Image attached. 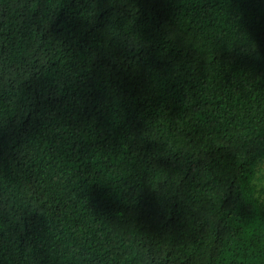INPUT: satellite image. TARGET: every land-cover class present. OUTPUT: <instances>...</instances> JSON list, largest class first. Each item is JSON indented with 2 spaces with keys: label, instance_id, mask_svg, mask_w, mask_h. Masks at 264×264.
Segmentation results:
<instances>
[{
  "label": "trees",
  "instance_id": "obj_1",
  "mask_svg": "<svg viewBox=\"0 0 264 264\" xmlns=\"http://www.w3.org/2000/svg\"><path fill=\"white\" fill-rule=\"evenodd\" d=\"M66 5L0 0V264H264V0H109L83 49Z\"/></svg>",
  "mask_w": 264,
  "mask_h": 264
},
{
  "label": "clouds",
  "instance_id": "obj_2",
  "mask_svg": "<svg viewBox=\"0 0 264 264\" xmlns=\"http://www.w3.org/2000/svg\"><path fill=\"white\" fill-rule=\"evenodd\" d=\"M82 2L83 0H67L66 5L68 9H76V11H72V14L76 16L80 24L79 30H81V33L87 36V39L83 41H81L80 36L78 47L81 49L87 47L91 43V38L94 35H99V31L102 30L104 28V25L107 23L106 17L109 16L111 12V9L108 7L109 0H90V3L95 5L94 9H92V11L94 12V16L92 18V22L90 23L88 19L81 18L78 14V10L81 7ZM26 3L33 15V22L36 24L37 31L41 27H44L46 25L47 31L49 32H55L58 34L64 32L65 25L70 18L69 12H62L60 16H54L51 20H49V14H46L44 12V8L47 5V0H26ZM61 16H63L64 19H61ZM73 40H75V37L73 36L67 38V41ZM89 51H92V49H89ZM97 61L94 62V65L97 63ZM15 67L16 71H22V68L19 65ZM37 79H39L38 75L34 73L33 79L26 81L25 84L22 85V87L25 88V99L16 102L18 104L17 115L13 116L12 119L7 123H15L17 125H20L22 132L26 131L27 126L33 121L40 123L42 120L47 118V113L44 111L47 106L43 102L45 98L41 96L40 101H37L35 96L32 94L34 89L30 88V85ZM26 109L27 111H25ZM17 121H19V123H17ZM153 162L158 166L156 160ZM158 167L163 168L162 166ZM166 184L167 181L162 180L158 183L155 189H153L151 186H148L146 188L148 192L154 196L155 200L161 208L168 209L180 207V201L175 196L169 198L165 193L164 189L166 187ZM260 198L264 200V196H261ZM229 202L230 196L226 193L225 203L228 204Z\"/></svg>",
  "mask_w": 264,
  "mask_h": 264
},
{
  "label": "rangeland",
  "instance_id": "obj_3",
  "mask_svg": "<svg viewBox=\"0 0 264 264\" xmlns=\"http://www.w3.org/2000/svg\"><path fill=\"white\" fill-rule=\"evenodd\" d=\"M258 177L260 182L262 181L264 183V162L261 164V169L258 172Z\"/></svg>",
  "mask_w": 264,
  "mask_h": 264
},
{
  "label": "snow or ice",
  "instance_id": "obj_4",
  "mask_svg": "<svg viewBox=\"0 0 264 264\" xmlns=\"http://www.w3.org/2000/svg\"><path fill=\"white\" fill-rule=\"evenodd\" d=\"M3 56V49L2 48H0V57H2ZM0 80H2V75H0ZM0 101H2V95H0ZM3 110V104H2V102H0V111H2Z\"/></svg>",
  "mask_w": 264,
  "mask_h": 264
}]
</instances>
